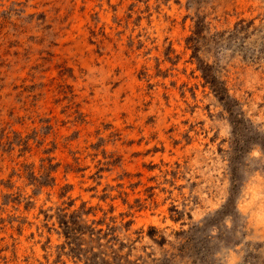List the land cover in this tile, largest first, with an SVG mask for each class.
Listing matches in <instances>:
<instances>
[{
    "label": "rangeland",
    "instance_id": "rangeland-1",
    "mask_svg": "<svg viewBox=\"0 0 264 264\" xmlns=\"http://www.w3.org/2000/svg\"><path fill=\"white\" fill-rule=\"evenodd\" d=\"M0 264H264V0H0Z\"/></svg>",
    "mask_w": 264,
    "mask_h": 264
},
{
    "label": "bare ground",
    "instance_id": "bare-ground-1",
    "mask_svg": "<svg viewBox=\"0 0 264 264\" xmlns=\"http://www.w3.org/2000/svg\"><path fill=\"white\" fill-rule=\"evenodd\" d=\"M76 178V177H75ZM71 179H73V178H71ZM88 180V179H87ZM33 220V219H32ZM33 225V224H32ZM26 245H27V243H26ZM34 248V247H33ZM25 252V251H24ZM26 253V252H25ZM37 254V253H36ZM21 262V261H20ZM18 263V262H17Z\"/></svg>",
    "mask_w": 264,
    "mask_h": 264
}]
</instances>
